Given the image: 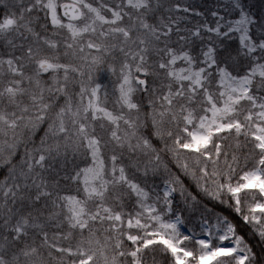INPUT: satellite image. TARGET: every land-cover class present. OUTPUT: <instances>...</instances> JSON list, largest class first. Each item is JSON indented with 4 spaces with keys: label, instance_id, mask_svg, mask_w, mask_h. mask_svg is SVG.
<instances>
[{
    "label": "snow or ice",
    "instance_id": "snow-or-ice-1",
    "mask_svg": "<svg viewBox=\"0 0 264 264\" xmlns=\"http://www.w3.org/2000/svg\"><path fill=\"white\" fill-rule=\"evenodd\" d=\"M0 264H264V0H0Z\"/></svg>",
    "mask_w": 264,
    "mask_h": 264
}]
</instances>
